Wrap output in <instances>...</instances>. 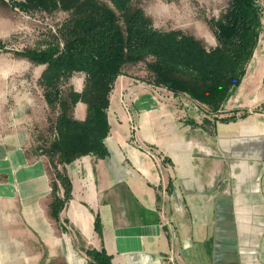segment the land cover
<instances>
[{
	"label": "crops",
	"instance_id": "crops-1",
	"mask_svg": "<svg viewBox=\"0 0 264 264\" xmlns=\"http://www.w3.org/2000/svg\"><path fill=\"white\" fill-rule=\"evenodd\" d=\"M139 83L126 74L115 82L110 154L60 165L73 197L59 220L48 157L17 132L0 135V264H88V248H105L114 264H248L250 209H264V40L218 113L188 94L159 101ZM73 115L84 120L87 104ZM250 253L264 261V248Z\"/></svg>",
	"mask_w": 264,
	"mask_h": 264
},
{
	"label": "trees",
	"instance_id": "trees-1",
	"mask_svg": "<svg viewBox=\"0 0 264 264\" xmlns=\"http://www.w3.org/2000/svg\"><path fill=\"white\" fill-rule=\"evenodd\" d=\"M8 1L21 11L68 12L58 28L63 45L58 39L45 48L17 51L36 64L46 65L40 83L47 103L59 107L52 127L55 136L45 153L58 162H54L56 179L51 181V211L57 220L73 197L71 179L58 165L83 155L104 158L110 154L105 140L111 131V93L127 64L145 62L151 83L175 95L188 94L218 113L242 82L263 30L264 8L257 0H229L221 15L209 20L217 40L212 47L181 29L156 28L142 8L133 6V0ZM5 46L0 38V48ZM77 72L86 74L84 88L80 92L71 88L65 98L62 86ZM79 101L87 104L84 120L73 115ZM236 118L219 119L227 122ZM95 228L101 233L99 216ZM86 253L88 264H114L105 248H88Z\"/></svg>",
	"mask_w": 264,
	"mask_h": 264
},
{
	"label": "rangeland",
	"instance_id": "rangeland-1",
	"mask_svg": "<svg viewBox=\"0 0 264 264\" xmlns=\"http://www.w3.org/2000/svg\"><path fill=\"white\" fill-rule=\"evenodd\" d=\"M257 1L264 8V0ZM228 2L229 0H133V6L142 8L156 28L181 29L202 40L207 47H212L216 45L217 40L215 29L210 25L209 20L219 17L228 6ZM0 17H3L0 18V38L6 42V46L0 48V135L17 132L20 137L28 141L26 146L31 153L46 155L52 181L56 179L54 165L58 162L45 153L55 136L52 127L59 107L53 108L47 103L44 88L40 83L46 65L36 64L17 51L45 48L49 43L58 42V39L62 44L58 28L68 17V12L62 9L49 11L39 8L21 11L13 8L8 0H4L0 3ZM263 40L264 27L260 44ZM124 73L138 79L143 90H155L159 101L173 99V93L166 87L156 86L150 82V72L145 62L127 64ZM85 80V73H75L69 83L62 86V95L68 98L71 88L74 90L78 88L77 84H80L83 90ZM183 100L197 110L196 103L189 97L181 99ZM121 104L129 107L130 103L123 98ZM60 165L58 168L62 170ZM245 212L249 211L245 210ZM254 212L257 221L251 218L249 227L252 230L245 231L241 247L244 251H249L245 253L246 255L249 253L245 256L246 263L264 264V261H259L261 258H256V255L252 257L253 261L250 260L251 250L264 248V209H250L249 216ZM197 243L206 251L213 249L212 246L205 248L204 244Z\"/></svg>",
	"mask_w": 264,
	"mask_h": 264
},
{
	"label": "built area",
	"instance_id": "built-area-1",
	"mask_svg": "<svg viewBox=\"0 0 264 264\" xmlns=\"http://www.w3.org/2000/svg\"><path fill=\"white\" fill-rule=\"evenodd\" d=\"M16 9L19 10L18 8ZM199 107H201V105L198 102H196V108H199ZM148 153L150 154L151 157L155 156L152 151H149ZM162 216H164V212H162ZM177 256H178L177 254L173 253V255L170 256V259L172 261H175Z\"/></svg>",
	"mask_w": 264,
	"mask_h": 264
}]
</instances>
